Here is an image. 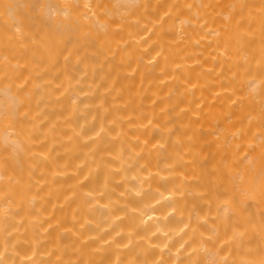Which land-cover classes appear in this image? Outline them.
<instances>
[{"label": "bare ground", "instance_id": "6f19581e", "mask_svg": "<svg viewBox=\"0 0 264 264\" xmlns=\"http://www.w3.org/2000/svg\"><path fill=\"white\" fill-rule=\"evenodd\" d=\"M0 264H264V0H0Z\"/></svg>", "mask_w": 264, "mask_h": 264}]
</instances>
